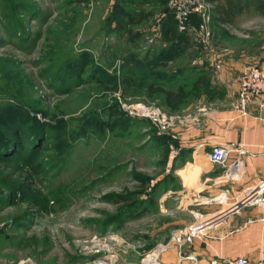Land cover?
<instances>
[{
  "label": "rangeland",
  "instance_id": "rangeland-1",
  "mask_svg": "<svg viewBox=\"0 0 264 264\" xmlns=\"http://www.w3.org/2000/svg\"><path fill=\"white\" fill-rule=\"evenodd\" d=\"M167 3L0 0V125L17 118L23 134H14L12 148L23 146L18 153L0 158V264H141V257L152 254H158L154 264L176 259L175 250L169 245L161 249V243L178 226L158 231L160 242L151 240L155 234L149 232L166 215L159 216L153 205L149 218L120 220L116 204L106 198L123 187L131 189L132 170L154 175L162 152L157 128L125 115L117 97L156 102L141 93L123 96L119 88L86 79L92 67L111 74L124 62L164 48ZM208 28L207 44L185 30L192 46L175 65L201 63L216 84L224 70L229 72L225 82L233 83L243 66L264 67V15L252 7L243 10L226 28L230 37ZM195 46L202 56L197 64ZM83 52L92 62L76 81L72 66ZM40 125L43 137L33 131ZM29 148L37 149L31 160L26 158ZM38 160L39 167L32 165ZM188 211L178 215L192 221L204 210ZM110 231L121 242L111 252L92 251L88 237Z\"/></svg>",
  "mask_w": 264,
  "mask_h": 264
},
{
  "label": "crops",
  "instance_id": "crops-1",
  "mask_svg": "<svg viewBox=\"0 0 264 264\" xmlns=\"http://www.w3.org/2000/svg\"><path fill=\"white\" fill-rule=\"evenodd\" d=\"M196 49L197 46V64L202 56ZM259 68L264 69L263 66ZM225 74L229 72L222 71L217 80V84L225 90L222 98L206 101L201 97L196 100L199 102L188 104L190 107L187 111L184 108L178 113L191 112L198 105L210 106L214 112L200 116L195 123L173 130L175 136H171L169 132H156L157 136H166L168 151L164 161L161 158L157 161L159 168L151 175L150 183H158L155 210L159 216H166H162L164 218L160 223H153L155 228L151 227L149 232L155 235L151 240L162 239L163 234L158 235V231L167 233L171 226H180L191 220L190 217L182 218L178 215L181 209L213 212L228 208L221 220L207 230L203 237L195 238L184 246V252L195 254V264H206L213 257L245 256L249 260L264 259V222L260 218L261 212H264V202L231 207V198L238 196L246 186L264 178V109L260 106L264 104V96L250 102L245 114L237 113L233 109L237 79L233 83H226ZM211 81L213 82L212 75ZM156 140L159 141L157 138ZM230 141L242 142L248 150L243 156V176L232 181L223 178L222 164L207 158V150L211 144ZM221 189L226 190L229 196L228 204L221 206L206 203L208 197ZM150 212L151 210L144 212L140 218H149ZM149 242L150 240L146 243ZM182 263L192 264L189 260H182Z\"/></svg>",
  "mask_w": 264,
  "mask_h": 264
},
{
  "label": "trees",
  "instance_id": "trees-1",
  "mask_svg": "<svg viewBox=\"0 0 264 264\" xmlns=\"http://www.w3.org/2000/svg\"><path fill=\"white\" fill-rule=\"evenodd\" d=\"M206 1L211 5L209 24L212 28H216L222 37L231 36L226 28L233 24L236 16L243 10L252 7L259 14L264 15V0ZM167 9L170 21L161 30L162 39L166 42L164 48L153 55H145L144 59H135L134 63L127 64L124 62L117 71L115 70L111 74H107L97 67H92L91 70L87 71L86 79L93 80L99 85L106 84L113 91L119 88L123 96H136L141 93L143 97L155 101L166 112H180L200 97L206 101L222 98L225 94L224 87L211 81L205 65L190 64L186 67L175 65L177 58L184 55L192 43L190 44L191 41L184 33L185 30L179 31L177 29L173 12L169 7ZM129 15L131 16L128 12L126 17ZM199 21L198 15L192 14L188 17V25H196ZM91 62L92 58L88 53L80 54L76 65L72 66L76 81H79L80 76L84 73V67ZM115 107L114 103L108 108L111 112ZM20 125V121L14 117L6 124L0 125V158L12 157L18 153L16 151L23 147L20 142L18 148H12V145L17 141L14 134L23 136ZM33 131L38 134V137H43L45 127L42 125L35 126ZM156 138L162 144L160 158L164 161L168 151L167 138L163 134L156 135ZM34 150L37 149L29 148L26 158L29 157L31 160L32 155L33 157L36 155ZM32 165L39 167L41 161L38 160ZM130 173L134 181L131 189L123 187L119 192L106 194V198L116 204L120 215L118 219L120 220L137 218L144 212L152 210L156 202L157 181L150 183L151 176L138 170H132Z\"/></svg>",
  "mask_w": 264,
  "mask_h": 264
},
{
  "label": "built area",
  "instance_id": "built-area-1",
  "mask_svg": "<svg viewBox=\"0 0 264 264\" xmlns=\"http://www.w3.org/2000/svg\"><path fill=\"white\" fill-rule=\"evenodd\" d=\"M167 6L173 12V18L179 31L191 29L196 35V39L201 44H207L209 39V20L210 4L206 0H168ZM209 9V10H208ZM192 14L198 15L200 21L196 25H188V17ZM118 96V95H117ZM264 96V69L254 65L243 66L237 75L236 96L233 109L243 115L246 113L247 106L254 100H259ZM118 98V106L128 117L135 119H146L150 121L159 132H169L175 136L173 130L182 128L190 123L199 121L200 116L214 112V109L207 105H198L191 112H166L156 104L146 103L137 100H121ZM264 109V104L260 105ZM174 151V149H173ZM247 148L242 142H217L210 145L207 150V158L212 162L223 165L222 176L225 180H239L244 174L243 156L247 153ZM241 194V195H240ZM238 196H234L231 201L232 206L242 204H252L264 202V178L256 183L246 186ZM229 196L226 190L221 189L208 197L206 203H216L221 206L228 204ZM230 207V208H231ZM228 208L216 211H198L194 219L186 224L176 227L171 231L169 239L161 243V249L170 246L175 250L176 259L169 264H183L182 260H189L192 264L196 263L195 254L190 251L184 252L186 244L191 243L195 238L203 237L207 230L221 220ZM260 218L264 222V212ZM121 237L116 231L107 233H93L87 243L91 250L95 252H111L113 245H118ZM160 242V241H158ZM155 260V259H154ZM152 261L143 260L141 264H154ZM103 260H96L94 264H104ZM20 264V263H19ZM21 264H33L26 261ZM206 264H264L263 258L249 260L245 256H235L233 258H210Z\"/></svg>",
  "mask_w": 264,
  "mask_h": 264
},
{
  "label": "bare ground",
  "instance_id": "bare-ground-1",
  "mask_svg": "<svg viewBox=\"0 0 264 264\" xmlns=\"http://www.w3.org/2000/svg\"><path fill=\"white\" fill-rule=\"evenodd\" d=\"M158 256V254H152L146 257V260H154L156 257Z\"/></svg>",
  "mask_w": 264,
  "mask_h": 264
},
{
  "label": "water",
  "instance_id": "water-1",
  "mask_svg": "<svg viewBox=\"0 0 264 264\" xmlns=\"http://www.w3.org/2000/svg\"><path fill=\"white\" fill-rule=\"evenodd\" d=\"M160 264H169V262H168V263L162 262V263H160Z\"/></svg>",
  "mask_w": 264,
  "mask_h": 264
}]
</instances>
